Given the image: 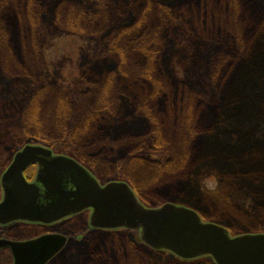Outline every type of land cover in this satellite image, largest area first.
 Here are the masks:
<instances>
[{
	"label": "rangeland",
	"instance_id": "obj_1",
	"mask_svg": "<svg viewBox=\"0 0 264 264\" xmlns=\"http://www.w3.org/2000/svg\"><path fill=\"white\" fill-rule=\"evenodd\" d=\"M33 1L0 0V118L6 119L0 123V151L3 148L6 150L5 157L7 159L13 153L6 165L0 163V176L11 163L16 151L24 145H20L21 141L50 146L46 142L31 137V132H26L24 136H17L16 132H12L16 136L14 137L7 128V123L13 121L17 124L20 122L25 124V119L29 120L30 118L28 113L36 103L42 108L40 123L44 124L45 122L50 129H57V136L61 135V129L66 123L63 115L54 112L53 98L55 86H57L55 78H58V82L62 83L61 73H63L65 76L67 75L65 79H76L82 71L94 63L105 66L106 64L110 65L113 60H118L116 51L113 50L116 55L111 54L104 44V40L96 38L94 40L95 36L86 35L81 31L70 32L68 27L64 29L65 24L59 25L60 29L64 31L60 32L56 30L57 26H50V22L45 20L43 15L40 16L39 23L34 22L33 25L31 18ZM72 1L73 5L76 2H88V0ZM124 1L119 0L116 5L115 2L111 3L110 14L122 7L125 4ZM161 1L178 4L184 0ZM187 1L188 4H192L190 6L192 9L184 8L180 12L184 15L183 23L175 13L169 11L172 10L170 5L169 7H161L163 6L161 5L152 8L148 22L152 24L161 21L167 32V39H165L162 49V52L167 56L166 62L162 66L179 78L187 79L192 76V79L199 85L205 82L207 85V81H209V89H207L209 92L206 96L209 97V102L212 101L213 107L217 106L222 116L221 114L219 117L211 114L210 117V113L196 107L195 117L192 120L187 119V115L184 116L185 113H182L180 127L172 124L170 118H167L166 129L171 130L167 131V135L170 133L172 139H175V135L179 137L176 147L179 145L181 147L176 148L177 153H174L178 162H183L184 158H180V156L185 155L184 150L191 144L187 139L183 141V136L187 138L185 132L190 128L189 125L197 126V121L200 125H204L208 121L206 115L209 116L210 121L214 116L217 121L223 119V114L229 110H225L227 106L225 101L220 100V97L227 95L232 88H238V86L244 91L245 85L254 83L259 74L264 73V20L260 23V18L264 17V0H204L200 5H198L199 0ZM35 2L37 4V0ZM61 16L58 17L59 24L63 23ZM163 17L168 18V21H163ZM70 28L73 27L70 26ZM32 30L34 31L32 33L34 40L31 34ZM18 32L25 34L23 42L29 43L23 49L18 48L19 38L15 35ZM163 34L165 33H161V37ZM166 51L168 52L166 53ZM21 55L24 58L20 57ZM136 58L138 57L136 56ZM131 66L133 65L131 64ZM139 67L141 66L135 67L136 71ZM40 68L42 69L40 70ZM208 71H211V77L205 81L204 77H207ZM262 76L258 99L263 104H260L256 117L251 118L250 123L241 124L234 131L220 130L219 136L214 134L211 136L210 141L206 144L207 150H205L209 156H204L197 163L190 162L189 166L192 176L197 173L196 180L199 183L197 190L198 192L202 191V194L200 197L192 196V191L184 190L190 201L196 202L200 211L189 204H182L198 210L204 220L226 226L232 234L264 232V75ZM37 78L41 80L37 81ZM41 82L46 83L45 88H41V86L38 88V84ZM195 82L193 83L196 84ZM33 88L37 89L33 92L34 94L31 92ZM103 89L106 90V87ZM12 91H14V96L11 95ZM240 95L242 96V93ZM84 101L83 99L81 102ZM233 106L236 105L231 102L230 108L232 109ZM17 110L22 116L17 115ZM203 112L206 113L203 114ZM19 115L20 119L18 120ZM220 128L223 127L220 126ZM216 129L212 127L210 130L218 134ZM52 148L56 152L67 154L58 151V148ZM170 149L174 150L172 147ZM156 155L163 156V154ZM209 157L211 163L207 165L201 163L207 161L206 158ZM92 158L97 159L94 156ZM92 163L93 161L90 164L91 167L89 164L86 166L99 180L103 183L110 180L128 182L147 206H157L167 201L181 203L176 199L185 195L183 192H179L177 187L183 186V178L187 175H183V172L177 169L164 172V176L163 172L157 171L156 176L160 177L159 179H150L147 176L139 179L141 174L138 172L135 173V178L127 176L125 179H120L117 176V174L120 175V172H117L116 164L104 162L105 175L99 173L101 175L99 177L98 173L94 171H98V168L93 167ZM35 172L36 168L34 172L29 170L28 174L35 175ZM133 184L136 187L140 184L139 187L142 191L150 187H158L160 194L154 190L144 198ZM170 185L173 190L165 193ZM162 198L166 201H159ZM53 228L62 231V233H68L73 241L82 242L89 236L91 247L99 244L98 250L100 251L93 256L88 264H137L144 260L134 250H129L126 257L123 255L124 252H120L119 260H115L114 252L106 253L103 242L112 243L113 249H117L118 235L111 233L107 236V231L90 230L85 214L65 220L56 226L16 224L12 227L11 233L13 236L27 238L36 234H44ZM121 231L128 238L127 240L132 241L140 249L149 248L141 241L137 230ZM4 233L5 228H0V236H3ZM157 252L165 261H182L168 251ZM206 260H208V264L209 262L214 264L212 258L206 257ZM0 263L11 264L7 254H0ZM148 263L162 264L158 258L152 259L149 256Z\"/></svg>",
	"mask_w": 264,
	"mask_h": 264
},
{
	"label": "trees",
	"instance_id": "obj_2",
	"mask_svg": "<svg viewBox=\"0 0 264 264\" xmlns=\"http://www.w3.org/2000/svg\"><path fill=\"white\" fill-rule=\"evenodd\" d=\"M113 2L116 5L119 0H88L87 3L76 2L75 5L72 0H37V4L35 0L33 1L31 15L33 25L34 22L39 23L40 16L43 15L44 19L50 22L49 25L57 26L56 30L60 32L64 31L60 29L59 25L65 24L64 29L68 27L70 32L81 31L86 35L95 36L94 40H104V44L111 54L114 53L113 50L116 51L118 60H113L110 65L106 64L105 66L94 63L82 71L76 79H65L67 75L65 76L63 73H61L62 83H59L58 78H55L57 86H55L53 98L54 112L63 115L66 123L61 129V135L57 136V129H50L45 122L44 124L40 123L42 108L36 103L28 113L30 118L29 120L25 119V124L21 122L17 124L12 121L7 123V128L11 134L16 132L17 136H24L26 132H31V137L58 148V151L77 157L85 165H90L93 161L92 166L98 168V171L94 170L98 176L105 175L104 162L116 164V170L120 172V175L117 174V176L120 179H125L127 176L135 178L136 172L141 174L139 179L144 176L150 179H159L160 177L156 176L157 171L163 172L164 176V172L177 169L183 172V175H187L186 179L183 178V186L177 187L179 192L185 194L179 196L176 199L177 202L189 204L199 210L196 202L190 201L187 197L188 194L185 193V191H192V196L198 197L202 194V191L198 192L197 190L199 188V183L196 180L197 173L191 175L190 162L197 163L204 156H209L205 151L207 150L206 144L213 134L219 136L220 130L234 131L241 124H246L251 118L256 117L260 104H263L258 99V92L264 73L259 74L254 83L245 85L244 91L239 89V86L238 88L235 86L236 88H232L227 95L220 97V100L225 101L227 106L225 110H229L223 114L224 120L217 121L214 116L210 121L209 116L206 115L207 120L211 123L207 121L204 125H200L197 121V126L189 125L190 128L185 132L187 138L183 136V141L187 139L191 144L184 150L185 155L180 156V158H184L183 162H178L174 153H177L176 148L181 145L176 147V144L179 143L178 135L174 136L175 139H172L170 133L167 135L171 131L166 129L167 118H170L172 124L180 127L182 113H185L184 116L187 115V119L192 120L195 117L196 107L210 113V117L211 114L219 117L221 113L217 106L213 107L212 101L209 102L210 99L206 96L209 92L207 91L209 89L207 80L211 77V71L207 72L206 78L204 77V80L208 82L207 85L206 82L199 85L192 79V76L182 79L169 73L170 71L162 66L165 64L167 56L162 52L165 39H167L166 29L161 21L149 24L148 19L152 8L161 5H163L161 7H169L170 5L172 10L169 11L175 13L183 23L184 15L180 12L184 8L192 9L190 7L192 4H188L187 0L180 1L178 4L161 0H125L122 7L110 14L109 6ZM203 2L204 0H199L198 5ZM40 10L42 11L40 12ZM62 14L63 16H61ZM59 16L63 17L62 24H59ZM262 20H264L263 16L260 18V23ZM163 21H168V18L163 17ZM32 33H34L33 30ZM161 33L165 34L161 37ZM15 35L20 40H18L19 49L29 45L28 42H23L25 34L18 32ZM32 37L34 40L33 34ZM32 42L31 45H33ZM20 57L24 58L22 55ZM136 66L141 67L136 71ZM38 80L41 79L37 78ZM39 86L45 88L46 83L41 82L38 84V88ZM105 87L106 90L103 89ZM35 90L37 89L33 88L31 92L33 93ZM240 91H242V96ZM12 92L11 95L14 96V91ZM83 99L85 101L81 102ZM231 102L236 105L232 109L230 108ZM228 107L229 109H227ZM214 109H217L216 112ZM205 113L203 112V114ZM18 114L20 112L17 110ZM4 120L6 119L0 118V123ZM73 121L76 123H72ZM220 126L223 128L221 129ZM212 127L217 128L218 134L210 130ZM23 144L25 142L21 141L20 145ZM170 147L174 150H171ZM93 149L96 150L93 151ZM5 151L4 148L0 151V160L3 159L0 163L3 165H6L13 155L12 153L7 159ZM156 154H163V156ZM93 156L97 158V161L92 158ZM206 159L207 161L201 163L204 165L211 163L210 157ZM190 176L192 177L190 178ZM133 185L143 197L153 193L154 190L159 192L158 187H150L142 191L139 187L140 184L137 185L138 187ZM172 190L170 185L165 193ZM159 201L166 200L162 198ZM107 232V236L112 233L118 235L119 238L117 249H113L112 243L103 242L105 252L108 254L109 251L114 252L115 260H119L120 252H124L123 255L126 257L129 250H134L144 258L137 264H149L148 256L152 259L158 258L162 264H208L206 257L191 261H165L157 250L151 248L143 250L132 241L127 240L128 238L121 233V230ZM91 246L89 236L82 242L71 240L68 246L56 256L55 264H88L93 256L100 251L98 250L99 244ZM209 264L213 263L209 262Z\"/></svg>",
	"mask_w": 264,
	"mask_h": 264
},
{
	"label": "water",
	"instance_id": "obj_3",
	"mask_svg": "<svg viewBox=\"0 0 264 264\" xmlns=\"http://www.w3.org/2000/svg\"><path fill=\"white\" fill-rule=\"evenodd\" d=\"M172 1V0H164ZM37 164L33 180L25 171ZM0 225L53 224L91 209L93 229L137 230L141 241L181 259L209 256L215 264H264V232L232 234L206 221L193 207L167 201L147 206L124 180H100L77 159L42 143H26L1 175ZM67 236L45 233L32 239H0L10 247L13 264H47Z\"/></svg>",
	"mask_w": 264,
	"mask_h": 264
},
{
	"label": "flooded vegetation",
	"instance_id": "obj_4",
	"mask_svg": "<svg viewBox=\"0 0 264 264\" xmlns=\"http://www.w3.org/2000/svg\"><path fill=\"white\" fill-rule=\"evenodd\" d=\"M56 153H58V152H56ZM7 168V167H6ZM35 168H36V171H37V168H38V166L37 165H32V166H30L26 171H25V175H26V177L28 178V179H30V180H33L34 179V175H29L28 174V171L29 170H31V171H33L34 172V170H35ZM4 172V171H3ZM36 173V172H35ZM2 175V174H1ZM0 179H1V176H0ZM101 181V180H100ZM2 192H3V189H2V186H1V184H0V200H1V197H2ZM90 213H91V209H88V210H84V211H82V212H80V213H77V214H75V215H73V216H70L69 218H66V219H64V220H61V221H59V222H57V223H53V224H37V223H29V222H14V223H11V224H7V225H0V228H5V233H4V235L3 236H0V239H8V240H15V241H23V240H28V239H32V238H34V237H36V236H38L39 234H36V235H33V236H31V237H23V236H13V234L11 233V229H12V227L14 226V225H16V224H28V225H38V226H56L57 224H60V223H62V222H64L65 220H69V219H71V218H74V217H78V216H81V215H83V214H85L86 216H87V220L89 219V216H90ZM89 228H90V230H93V229H91V227L90 226H88ZM47 232H49V233H61V234H63V235H66L68 238H67V241H66V244H65V246L62 248V250L60 251V252H62L63 251V249H65L67 246H68V244L70 243V237H69V234L68 233H62V231H60V230H58V229H55V228H53V229H51V230H49V231H47ZM0 254H7L8 255V257H9V260H10V262H11V264H13V261H14V258H13V254H12V251H11V249H10V247H8V246H2V247H0ZM58 255V254H57ZM57 255H55L54 257H52L49 261H48V263L47 264H55V258H56V256ZM189 261H191V260H189ZM0 264H3V263H0Z\"/></svg>",
	"mask_w": 264,
	"mask_h": 264
}]
</instances>
